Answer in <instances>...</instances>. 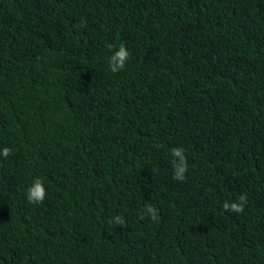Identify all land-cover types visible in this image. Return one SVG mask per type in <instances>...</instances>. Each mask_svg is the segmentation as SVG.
<instances>
[{
	"label": "trees",
	"instance_id": "16d2710c",
	"mask_svg": "<svg viewBox=\"0 0 264 264\" xmlns=\"http://www.w3.org/2000/svg\"><path fill=\"white\" fill-rule=\"evenodd\" d=\"M4 147L0 264H264V0H0Z\"/></svg>",
	"mask_w": 264,
	"mask_h": 264
},
{
	"label": "clouds",
	"instance_id": "9594fccd",
	"mask_svg": "<svg viewBox=\"0 0 264 264\" xmlns=\"http://www.w3.org/2000/svg\"><path fill=\"white\" fill-rule=\"evenodd\" d=\"M83 23V22H82ZM109 51L111 55L108 57V68L111 72L116 73L123 70L127 61L130 58V51L124 44H119L118 46H109ZM173 157V179L178 181H183L187 172V159L184 154L182 147H176L170 150ZM12 149L4 147L0 150V156L7 158L11 155ZM47 195L46 189L44 187V181L42 178H35L30 186L26 190V199L30 204L39 205L41 204ZM248 202L246 194H241L237 201H225L223 203V209L225 212L242 213L244 207ZM149 218L152 221H158V211L151 204L144 207L141 219ZM109 224L115 223L116 225L123 226L126 224L125 219L122 216H115L108 221Z\"/></svg>",
	"mask_w": 264,
	"mask_h": 264
}]
</instances>
